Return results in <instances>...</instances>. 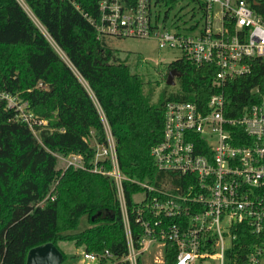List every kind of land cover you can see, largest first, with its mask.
<instances>
[{
  "label": "trees",
  "instance_id": "obj_1",
  "mask_svg": "<svg viewBox=\"0 0 264 264\" xmlns=\"http://www.w3.org/2000/svg\"><path fill=\"white\" fill-rule=\"evenodd\" d=\"M21 1L39 26L18 0H0V90L27 103L45 125L35 126L34 135L0 102V264H26L32 248L64 241L121 258L127 247L113 184L90 171L95 145L106 142L98 109L113 137L121 173L156 183L164 173L156 169L150 150L162 140L166 103L201 107L222 91L225 115H241L264 97V63L251 59L249 74L219 87L213 83L214 65L198 67L177 58L163 69L166 80L169 71L176 72L177 89H163L152 101L153 92L144 91L141 75L132 73L109 46L107 39L116 37L99 36L90 22L99 18L102 0ZM183 1L153 0V5L167 8L166 22L168 10ZM245 1L264 21V0ZM121 2L133 7L136 0ZM69 155H80L87 169L66 168L58 157ZM137 190L124 183L128 208ZM48 195L54 199L41 205ZM84 215L89 226L74 232ZM252 241L240 229L227 257L246 264ZM173 252L166 251L165 264H174Z\"/></svg>",
  "mask_w": 264,
  "mask_h": 264
},
{
  "label": "built area",
  "instance_id": "obj_2",
  "mask_svg": "<svg viewBox=\"0 0 264 264\" xmlns=\"http://www.w3.org/2000/svg\"><path fill=\"white\" fill-rule=\"evenodd\" d=\"M188 1L201 12L203 23L198 30L196 25L173 22L167 26V20L160 19V5H153V0H136L133 7L124 6L121 0H102L99 18L90 22L99 36L153 39L159 48L176 50L179 58L198 67L214 65L213 83L219 87L249 74L251 59L264 63V21L245 0ZM2 101L37 136L35 126H44L45 121L34 118L27 103L0 90ZM224 108L222 91L201 107L193 102L166 103L162 140L150 150L156 169L164 173L156 183L121 173L113 137L98 109L106 142L95 145L90 171L108 177L113 184L127 253L116 259L108 250H83L86 264H165L170 249L174 264L206 259L235 264L227 252L240 229L253 240L246 264H264V97L235 117L226 116ZM63 160L66 168L87 169L80 155ZM125 182L138 187L131 195L130 208L124 196ZM48 198L54 199L48 195L40 204Z\"/></svg>",
  "mask_w": 264,
  "mask_h": 264
},
{
  "label": "rangeland",
  "instance_id": "obj_3",
  "mask_svg": "<svg viewBox=\"0 0 264 264\" xmlns=\"http://www.w3.org/2000/svg\"><path fill=\"white\" fill-rule=\"evenodd\" d=\"M18 1L22 3L23 8L28 12L34 23L39 26L38 22L30 14L23 2L21 0ZM158 10L160 19L162 20L165 16L167 8L161 5ZM215 10L218 11L217 5L215 6ZM166 20L167 26H170L172 22L178 26L186 25V27H188L196 25L197 30L201 28L203 23L201 12L199 11L197 4L190 1L180 2L170 8V10H168ZM41 31L44 32L42 28ZM107 40L109 46L118 55V58L120 60H124L129 65L131 72L141 75L142 79L146 83L144 91L147 92L150 89L153 92L152 101L156 100V96L163 89L169 88L170 92L177 89L176 77L173 79L174 84L168 85L166 83L163 69L166 65L179 58L180 54L178 51L159 48L157 42L153 39L110 38ZM55 49L63 57V54L60 53L57 48ZM59 157L60 160L64 162L63 159L66 157ZM88 226L87 216L84 215L74 232H80ZM56 249L61 253V255L63 253L65 256L64 260L59 264H86L85 261L82 260L83 248L75 247L73 242H60L58 243ZM145 261H149V258L145 257ZM193 264H218V261L206 259L203 262L195 261Z\"/></svg>",
  "mask_w": 264,
  "mask_h": 264
},
{
  "label": "water",
  "instance_id": "obj_4",
  "mask_svg": "<svg viewBox=\"0 0 264 264\" xmlns=\"http://www.w3.org/2000/svg\"><path fill=\"white\" fill-rule=\"evenodd\" d=\"M176 76L177 74L174 70L169 71L166 83L173 85V79ZM61 261V253L50 243L32 248L26 258V264H59Z\"/></svg>",
  "mask_w": 264,
  "mask_h": 264
},
{
  "label": "bare ground",
  "instance_id": "obj_5",
  "mask_svg": "<svg viewBox=\"0 0 264 264\" xmlns=\"http://www.w3.org/2000/svg\"><path fill=\"white\" fill-rule=\"evenodd\" d=\"M22 4V3H21Z\"/></svg>",
  "mask_w": 264,
  "mask_h": 264
}]
</instances>
